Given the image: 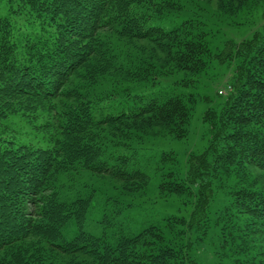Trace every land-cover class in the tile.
I'll return each instance as SVG.
<instances>
[{
  "label": "trees",
  "instance_id": "trees-1",
  "mask_svg": "<svg viewBox=\"0 0 264 264\" xmlns=\"http://www.w3.org/2000/svg\"><path fill=\"white\" fill-rule=\"evenodd\" d=\"M4 1L0 120L40 118L48 135L47 147L0 138V264H198L192 250L212 226L234 264H264V26L214 53L202 23L158 24L183 10L179 0ZM259 2L264 8V0H218V8L236 16ZM133 42H145L142 51L128 52ZM214 60L233 73L217 105L199 93L147 97L135 90L178 74L176 83L189 86ZM127 97L128 108L108 111L109 101ZM202 100L209 103L207 144L189 153L185 172L173 151L139 158L135 147L188 138ZM151 166L160 198L190 201L186 216L168 215L114 242L85 229L95 191L65 189L63 176L106 177L125 199L149 193ZM217 193L224 202L212 220Z\"/></svg>",
  "mask_w": 264,
  "mask_h": 264
},
{
  "label": "rangeland",
  "instance_id": "rangeland-1",
  "mask_svg": "<svg viewBox=\"0 0 264 264\" xmlns=\"http://www.w3.org/2000/svg\"><path fill=\"white\" fill-rule=\"evenodd\" d=\"M179 1L184 5L183 10L179 13L170 14L166 20H161L158 24L171 29L186 20L202 23L200 28L208 33L207 40L214 53L223 49L225 42H241L250 38L254 31L262 29L264 26L263 2H259V6L251 12L229 16L220 13L218 0ZM5 6V1L0 0V14L2 15L5 14ZM144 43L133 42L127 45L126 48L131 53L133 48L136 50L141 48L142 51ZM125 51L127 50L125 49ZM144 54H148V52H144ZM207 71L204 79H199L194 84H189V86L176 83L183 76L178 74L162 79L155 85L142 84L137 86L135 90L138 94L147 97L199 93L203 97H209L211 103L217 105L219 100H223L229 94L227 89L229 91L232 89L230 82V77L233 74L232 68L227 63L214 60ZM114 77L116 79V76ZM105 85L109 84L106 82ZM221 91L224 93L221 94ZM127 99L121 98L109 101L108 111L116 112L123 107L128 108L131 105V100L129 97ZM208 107L209 103L207 101L202 100L199 102L188 138L184 140L159 139L151 142V144H146L143 149L135 147L139 151V158L144 156L156 158L159 155L161 156L163 152L173 151L178 155L181 171L185 172L187 170L186 158L189 153H201L206 147V129L208 125L202 122V118ZM42 122L40 118L33 122L24 118L21 114L10 115L8 118L0 120V138L10 137L17 144L31 143L37 147H47L48 134L42 129ZM145 170L152 177L149 193L145 196H126L125 199L115 197L120 192L116 189L117 183L106 177L96 176L92 173H76V175L62 177L65 189L76 192L80 188L86 190L85 186H87L88 191H95L96 199L85 222L87 231L97 236L105 235L109 241L114 242L122 233H138L151 224H160L162 219L168 215L186 216L190 212V201H187L186 197L160 198L157 187L160 175L155 169L153 170V166L147 167ZM261 182L264 186V172H262ZM108 195L112 200L105 206L104 198ZM115 199L117 201L123 200V202H120V204L113 203ZM223 202V197L220 193H217L209 207V217L212 220H215L220 213ZM106 215H108L110 223L106 222ZM75 231L76 229L70 226L67 228L66 233L71 238ZM192 236L195 239L196 235L192 234ZM220 236L219 227L212 226L202 240H196L191 255L198 264H234L235 257L227 249L222 248Z\"/></svg>",
  "mask_w": 264,
  "mask_h": 264
},
{
  "label": "built area",
  "instance_id": "built-area-1",
  "mask_svg": "<svg viewBox=\"0 0 264 264\" xmlns=\"http://www.w3.org/2000/svg\"><path fill=\"white\" fill-rule=\"evenodd\" d=\"M222 93V92H221Z\"/></svg>",
  "mask_w": 264,
  "mask_h": 264
}]
</instances>
